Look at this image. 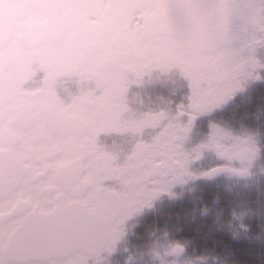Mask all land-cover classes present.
<instances>
[{
	"label": "flooded vegetation",
	"instance_id": "obj_1",
	"mask_svg": "<svg viewBox=\"0 0 264 264\" xmlns=\"http://www.w3.org/2000/svg\"><path fill=\"white\" fill-rule=\"evenodd\" d=\"M194 4L0 0V264H98L104 258L125 264L130 245L139 249L152 243L145 232L128 239L127 246L122 240L130 222L120 220L129 212L122 206L135 183L130 176L153 186L147 197L141 196L149 202L145 212L150 214L169 196L161 182L177 174L179 166L171 158L162 164L161 156L153 154L163 149V132L148 140L146 132L131 136L122 128L129 120L132 95L144 102L147 86L177 88L184 82L179 76L187 79V70L163 69L155 39L169 37L171 28L176 35V27L190 19L203 21L200 13L191 16ZM206 72L203 69L195 82L189 78L196 85L191 89L214 86L206 81ZM213 95L207 103H213ZM227 106L222 94L216 107ZM199 110L201 115L206 109ZM135 115L133 111L131 118ZM253 144L240 146L221 165L245 172L250 180L224 174L215 182L232 179L242 185L264 178V138ZM231 211L224 209L219 225L235 223V215L228 219ZM251 212L259 213L257 223L264 222V208ZM56 215L62 224L75 225L74 233L63 236L64 243L74 245L73 251L50 258L10 256L12 239L25 220ZM98 219L108 224L109 239L94 255L89 250L97 245L92 227ZM243 233L247 242L258 239L264 244L263 224ZM250 250L251 264H264V247L253 243ZM182 256L173 252L167 259L173 264L186 259Z\"/></svg>",
	"mask_w": 264,
	"mask_h": 264
},
{
	"label": "rangeland",
	"instance_id": "obj_2",
	"mask_svg": "<svg viewBox=\"0 0 264 264\" xmlns=\"http://www.w3.org/2000/svg\"><path fill=\"white\" fill-rule=\"evenodd\" d=\"M194 1L191 16L200 13L203 21L190 19L176 27V35L171 28L169 37L155 39L163 69L168 73L172 66L179 73L187 70V79L179 76L178 81L184 82L177 88L164 83L147 86L142 92L144 102L138 101L140 96L130 97L129 120L122 132L131 136L146 132L148 140L163 132V149L153 154L161 156L162 164L170 158L176 161L179 171L161 182V190L169 196L150 214L145 212L149 202L141 196L147 197L153 186L136 183V177L130 176L135 183L129 186L122 206L129 212L120 220L124 224L130 221L122 240L127 246L128 239L144 232L153 239L134 254L127 250L125 264H170L167 257L173 256L176 247L183 248L186 259L171 261L173 264H221L223 255L235 253L231 247L239 248L237 243L248 247L238 250L248 259L253 243L264 247L258 239L247 242L243 233L255 224L264 225L255 220L259 213L251 212L255 207L264 208V178L242 185L232 179L200 180L212 168L226 164L240 146H253L264 138V0ZM203 69L208 70L206 81L214 86L191 89L196 85L189 78L195 82ZM211 93L213 103H207ZM222 94L230 105L224 110L216 107ZM201 107L205 113L198 115ZM133 111L136 115L131 118ZM224 209L233 210L228 219L235 215V223L219 225ZM203 237L206 254L196 245ZM106 259L98 264H112Z\"/></svg>",
	"mask_w": 264,
	"mask_h": 264
},
{
	"label": "water",
	"instance_id": "obj_3",
	"mask_svg": "<svg viewBox=\"0 0 264 264\" xmlns=\"http://www.w3.org/2000/svg\"><path fill=\"white\" fill-rule=\"evenodd\" d=\"M224 174H232L238 177L240 181L248 182L250 177L245 172L233 171L225 166L212 168L204 175L203 181L214 182ZM30 226H35L30 229ZM77 228V227H76ZM85 224L82 226V233L85 232ZM94 234L97 236V245L91 248L94 255L101 253L109 239L108 224L98 219L97 223L92 227ZM69 232H75V225L61 223L60 216H49L37 221L33 219L25 220L22 227L14 235L10 247V256L13 258H27L32 259L36 257L50 258L58 257L68 251L74 250V245L63 242V236L68 235ZM181 247L174 249L175 256L183 254Z\"/></svg>",
	"mask_w": 264,
	"mask_h": 264
},
{
	"label": "trees",
	"instance_id": "obj_4",
	"mask_svg": "<svg viewBox=\"0 0 264 264\" xmlns=\"http://www.w3.org/2000/svg\"><path fill=\"white\" fill-rule=\"evenodd\" d=\"M239 126H240V122H239L238 127ZM204 236H205V234H204ZM144 237L147 238V236H145V235H144ZM203 239H205V237H203L202 239H197L196 245L202 254H206L207 253L206 242ZM236 245L239 248H232L231 247L232 250H235V253H232L230 255H223V257H224L223 260L224 259L225 260L223 263L221 262V264H251L250 259L246 258L243 253L238 252V250L244 251V248H246L247 246L243 245V243H237ZM127 250H129V253L133 252V254H134L136 251V248L132 247V245H130V247L127 248Z\"/></svg>",
	"mask_w": 264,
	"mask_h": 264
}]
</instances>
